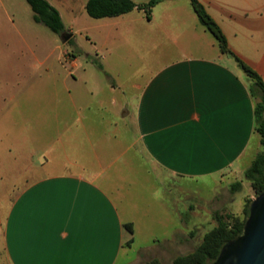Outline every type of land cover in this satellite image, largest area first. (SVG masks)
Wrapping results in <instances>:
<instances>
[{
	"label": "crops",
	"instance_id": "0c3cea01",
	"mask_svg": "<svg viewBox=\"0 0 264 264\" xmlns=\"http://www.w3.org/2000/svg\"><path fill=\"white\" fill-rule=\"evenodd\" d=\"M198 1L221 28L229 50L264 82V0ZM152 9L149 19L134 10L149 23ZM191 11L193 24L184 30L198 40V29L207 31ZM116 28L102 26L104 43L121 38L112 33ZM171 41L178 54L135 80L132 95L122 92L118 99L111 85L109 102L99 103L95 118H80L76 157L56 154L63 160L61 171L15 189L1 224L5 264H117L124 242L135 241L133 204L126 196L133 182L139 196L144 183H152L168 197L183 179L234 174L248 154L243 170L251 165L258 154L254 144L261 143L246 74L216 41L209 42L210 55L202 44ZM93 125L97 140L90 136Z\"/></svg>",
	"mask_w": 264,
	"mask_h": 264
},
{
	"label": "rangeland",
	"instance_id": "374dc122",
	"mask_svg": "<svg viewBox=\"0 0 264 264\" xmlns=\"http://www.w3.org/2000/svg\"><path fill=\"white\" fill-rule=\"evenodd\" d=\"M47 1L60 13L63 33L73 34L66 42L62 33L33 21L25 0H0V264H5L1 224L8 200L32 179L61 171L63 160L56 154L76 157L82 140L78 122L84 115L86 120L95 118L99 103L109 102V87H117L118 99L122 92L132 95L135 80L178 54L173 38L183 47L202 44L207 55L209 42L215 43L202 29L198 40L184 30L193 24L189 0L161 1L149 23L137 10L124 17L93 19L82 8L83 0ZM107 24L117 25L112 33L121 38L104 43L102 26ZM101 113L106 117L108 112ZM95 128L92 140L98 137ZM254 148L264 154L262 145L255 143ZM84 150L89 153L87 145ZM46 158L49 162L42 164ZM250 161L248 154L234 174L223 178L183 179L168 197L152 183H144L149 190L144 188L139 196L133 182L126 196L133 204L135 241L127 235L117 264H172L200 245L216 226V212L242 220L246 202L256 197L244 178L243 168ZM235 182L242 184L238 192H232Z\"/></svg>",
	"mask_w": 264,
	"mask_h": 264
},
{
	"label": "trees",
	"instance_id": "16d2710c",
	"mask_svg": "<svg viewBox=\"0 0 264 264\" xmlns=\"http://www.w3.org/2000/svg\"><path fill=\"white\" fill-rule=\"evenodd\" d=\"M33 13V21L50 29L55 34L64 32V24L60 13L47 0H25ZM163 0H142L135 4L132 0H87L85 12L93 19L113 18L127 14L134 9L143 11L146 18H150L151 9ZM190 5L197 16L200 25L215 39L222 54L231 55L238 67L246 74L249 80V93L254 99V128L260 136V143L264 147V82L259 75L248 67L240 58L234 55L228 48L225 35L218 24L207 13L204 6L198 0H189ZM244 178L250 183L255 195L264 191V154H257L251 165L245 170ZM241 182L232 185V192L241 190ZM252 200H248L243 209L244 218H231L214 214L216 226L207 232L202 242L196 249L184 256L176 257L172 264H211L216 260L221 248L238 237L243 229L249 214V206ZM230 218L229 222L227 219ZM132 234L130 224L124 225ZM151 264H158L153 261Z\"/></svg>",
	"mask_w": 264,
	"mask_h": 264
},
{
	"label": "water",
	"instance_id": "95a60500",
	"mask_svg": "<svg viewBox=\"0 0 264 264\" xmlns=\"http://www.w3.org/2000/svg\"><path fill=\"white\" fill-rule=\"evenodd\" d=\"M71 34H61L62 42ZM211 264H264V191L249 206L241 234L225 244Z\"/></svg>",
	"mask_w": 264,
	"mask_h": 264
}]
</instances>
